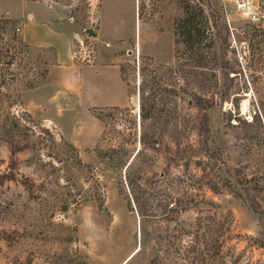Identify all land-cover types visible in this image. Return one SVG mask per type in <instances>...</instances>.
<instances>
[{
  "label": "rangeland",
  "instance_id": "1",
  "mask_svg": "<svg viewBox=\"0 0 264 264\" xmlns=\"http://www.w3.org/2000/svg\"><path fill=\"white\" fill-rule=\"evenodd\" d=\"M5 1L25 14L23 0ZM191 1L142 3L157 42L143 35L141 52L127 43L132 101L104 112L93 149L24 107L25 85L51 56L21 46L0 55V264H119L133 253L127 264H264V26L232 2L234 38L221 35L210 22L218 11L225 23L221 2L206 13ZM77 5L90 24L96 8ZM187 13L201 31L191 49L176 27ZM17 29L11 21L5 41L14 31L21 40Z\"/></svg>",
  "mask_w": 264,
  "mask_h": 264
},
{
  "label": "crops",
  "instance_id": "2",
  "mask_svg": "<svg viewBox=\"0 0 264 264\" xmlns=\"http://www.w3.org/2000/svg\"><path fill=\"white\" fill-rule=\"evenodd\" d=\"M19 5L25 10L22 16L12 12L16 7L12 1H5L0 17L17 25L26 45L45 50L51 56L47 80L22 93L26 111L52 125L77 150L93 149L105 126L96 117L88 115L86 119L84 112L130 107V87L121 72L124 54L132 47L127 43L133 41L141 52L143 35L149 41L154 38V42L157 36L141 15L137 0H100L96 14L87 17L90 24L74 17L77 8L73 0H23ZM71 16L75 18L73 22ZM88 30L96 36L89 35ZM84 33L95 46L91 64L76 57V45L85 37ZM134 34L135 39L130 38ZM153 58L156 60L154 55Z\"/></svg>",
  "mask_w": 264,
  "mask_h": 264
},
{
  "label": "trees",
  "instance_id": "3",
  "mask_svg": "<svg viewBox=\"0 0 264 264\" xmlns=\"http://www.w3.org/2000/svg\"><path fill=\"white\" fill-rule=\"evenodd\" d=\"M187 12H188V9H187ZM221 20H222V17L220 15V12L216 11V12H214V14H211L212 24L215 25L216 28L219 29V33L222 35L223 31L228 32V27L225 23L221 27H219ZM10 25H11L10 20H0V55L4 52L10 50L11 48L17 49L19 46L25 48L26 50H32V47H30L29 45H26L23 41H21L17 38L15 31L13 33V37L11 38V40L5 41V38L3 37V33L6 31V29ZM176 27H177L178 33L181 35V37L184 38L186 46H188L189 49L193 48L194 42L196 41V38H198L201 34V31L197 30L198 29L197 18L194 15L187 13V15L184 19L179 20L177 22ZM42 53L46 54L47 52L45 50H43ZM39 58H41V57H38V59ZM143 59H145L148 63H150V65H153L154 60L152 57L147 56V57H144ZM40 62L42 64V67H41L42 69L33 78V80L29 81L25 85V90L35 89L47 80L48 74H49V63H48V61L44 60L43 58L40 59ZM11 64L12 63H10V65ZM129 68L130 67H128V65H126V64L121 65V72H122V75H123L124 80L126 82H127V80H126L125 76H126V73H128ZM128 85H129V83H128ZM129 87H130V85H129ZM130 94H131V88H130ZM110 109H114L116 111L120 110L119 108H106V109L93 108V109H90V111L94 117H96L98 120H100L101 122L104 123V119L106 117L104 112L106 110H110ZM101 143H102V141L100 140L98 145ZM71 148L74 149V147H71ZM111 156L112 155H110L109 153H105V154L101 155V157H108V158ZM76 160H77L76 161L77 166H79L80 168L85 167V165L82 163V161H80L79 159H76Z\"/></svg>",
  "mask_w": 264,
  "mask_h": 264
},
{
  "label": "built area",
  "instance_id": "4",
  "mask_svg": "<svg viewBox=\"0 0 264 264\" xmlns=\"http://www.w3.org/2000/svg\"><path fill=\"white\" fill-rule=\"evenodd\" d=\"M73 1L75 3L76 8L78 6L77 4L80 1V2H84L86 6L91 8V10L97 8L100 2V0H73ZM150 1L151 0H137L138 5L140 6L139 10H141L143 2L150 3ZM207 1L209 0H192L191 3L195 6V8H200L201 10L208 13ZM219 1L221 2L222 8H224L226 11V17H225L224 22L228 27V32L231 33L233 38H234V32L236 28L233 27V21H232L231 15L230 13H228V4L232 2L235 4L239 15L244 20H246L249 24L257 28H260V26H264V0H263V8L260 5H254L253 2H251L250 0H247V1L246 0H234V1L233 0H219ZM74 19L75 18L73 16L70 17L71 22H73ZM210 22L212 23L211 20ZM17 32L20 33V29H17ZM79 45L82 48V52H83V54H81L79 58L82 59L83 61H87V58H90L88 57L89 52H87L85 45L82 41L79 43ZM107 47H109V45H107ZM92 53L94 54V52Z\"/></svg>",
  "mask_w": 264,
  "mask_h": 264
},
{
  "label": "water",
  "instance_id": "5",
  "mask_svg": "<svg viewBox=\"0 0 264 264\" xmlns=\"http://www.w3.org/2000/svg\"><path fill=\"white\" fill-rule=\"evenodd\" d=\"M88 34L91 35V36H94V37L96 36V35L93 33L92 30H88ZM129 54H131V53H129Z\"/></svg>",
  "mask_w": 264,
  "mask_h": 264
}]
</instances>
